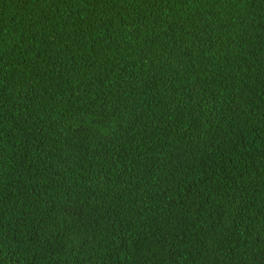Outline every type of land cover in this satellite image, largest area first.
Returning <instances> with one entry per match:
<instances>
[{
  "label": "trees",
  "instance_id": "obj_1",
  "mask_svg": "<svg viewBox=\"0 0 264 264\" xmlns=\"http://www.w3.org/2000/svg\"><path fill=\"white\" fill-rule=\"evenodd\" d=\"M0 264H264V0H0Z\"/></svg>",
  "mask_w": 264,
  "mask_h": 264
}]
</instances>
